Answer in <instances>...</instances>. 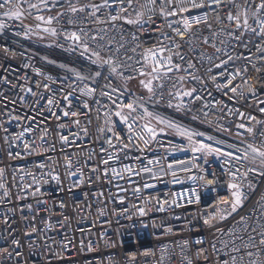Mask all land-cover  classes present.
<instances>
[{
	"label": "built area",
	"instance_id": "1",
	"mask_svg": "<svg viewBox=\"0 0 264 264\" xmlns=\"http://www.w3.org/2000/svg\"><path fill=\"white\" fill-rule=\"evenodd\" d=\"M12 2L20 4V19L3 16L7 8L0 10V264H232L233 256L236 264H264V177L248 172L264 167L251 153L244 158L249 144L264 148V34H257L260 28L252 16L260 0H248L255 32L238 29L236 21L227 18L230 12H243L244 0H236L239 9L222 0L219 8L183 13L206 16V22L193 23L183 39L167 27L168 21L181 17L160 18L158 6L155 24L141 28L118 21L113 28L95 21L110 19L115 11L102 9L97 17L88 15L90 8L69 11L70 5L79 8L102 0ZM142 2L133 0L128 8L125 0V15L134 19ZM81 29L88 34L89 51L83 55L82 45L65 38L71 32L81 34ZM161 33L174 37L180 48L167 40L161 45ZM133 34L139 39L133 40ZM160 46L168 48L164 56L179 51L172 56L179 70L152 73V62H145L143 54ZM93 51L102 58L95 64ZM109 58L115 73L102 63ZM149 80L151 92L141 84ZM88 88L95 89L91 96L85 94ZM193 89L190 97L176 96ZM129 103L134 111L118 107ZM178 103L184 105L179 111ZM117 112L128 117L127 122ZM153 116L203 133L193 139L232 157L193 152L186 137ZM241 123L245 128L237 127ZM145 124L156 130L155 138L144 131ZM249 127L252 134L246 131ZM245 172L247 178L241 175ZM249 181L256 188L243 207L220 221L218 209L231 199L228 184H243L248 192ZM196 196L199 202L189 204ZM242 215L245 220L237 224ZM211 216L216 220L209 228L203 221ZM201 248L203 255L198 256Z\"/></svg>",
	"mask_w": 264,
	"mask_h": 264
},
{
	"label": "snow or ice",
	"instance_id": "2",
	"mask_svg": "<svg viewBox=\"0 0 264 264\" xmlns=\"http://www.w3.org/2000/svg\"><path fill=\"white\" fill-rule=\"evenodd\" d=\"M44 0H41V3H43ZM139 2V0H138ZM228 2L230 4H233L235 7H237L238 9L241 8L242 6L240 4H236V0H228ZM125 3V0H102V3L100 4H95V3H91V4H86L83 5L81 7H76L75 5H70L69 7V11H71L72 13H83L85 12V10L87 8H90L91 11L88 13L89 16L91 17H97V13L100 12L102 9H109L110 11H115V15H112L110 17V19H105V20H101L98 17L96 18V23L98 24H103V23H108L111 24L113 28L116 27V22L118 21H123L124 24H128V25H136L139 27H143L146 23L149 24H155L156 21L153 19L154 16L157 15V6L159 7V17L163 18L165 20H168L169 17H177L180 16L181 19L179 20H172V21H168L167 23V27L172 29L174 36L175 37H180L181 39H183V37L185 36L186 33H189L192 29V25L193 23H200L202 20L206 22V16H202V17H191V16H183V13H189L192 9H201L204 8L205 6L211 7L212 5H215L216 8H219L221 6L222 0H143L142 3L139 4V7L141 10L139 11H135V18H130L131 14L125 15V13H128V8H131L133 6V0H127V5L128 8H125L123 5ZM244 5L246 7H244L243 12H237V14L234 16L231 12L228 15V19L229 20H235L236 21V27L239 29L241 27L245 28V29H249L253 32H255V29L252 28V26L249 24V14H248V7H253V6H249L248 5V0H244ZM29 7L31 8H36L37 5L36 4H30ZM7 8L6 11H3V16L9 18V19H20L22 16V12L20 10V4L19 2L17 3H13L12 0H0V10H3ZM254 11L252 12V16L255 17V23L259 26L260 28V33L259 34H264V17H260L259 13L264 12V0H260L259 4H255L254 5ZM147 16V21L144 19V17ZM37 20L43 21L44 17L42 16H37L36 17ZM52 22V18L50 17L46 23L51 24ZM69 23H72V21L70 20ZM173 24L176 25V27H173ZM4 27L3 23H0V29H2ZM39 27V25H38ZM157 31H159V29H156ZM44 31H49V29H44ZM123 31V30H122ZM81 34H78L77 32H71L69 33L65 38L69 39L71 41H73L75 44H79L82 45L83 47V53H81V55H83L84 53H87L89 51L88 48V44L85 42V40L88 37L87 32H85L83 29L80 30ZM52 35H56L55 30H52ZM161 35L163 36V40L160 41L161 45H163V41L167 40L170 41L171 43L175 44L176 48L179 49L180 48V44L175 40L174 37L167 35L166 33H161ZM231 35V34H230ZM83 37V39H82ZM93 39H95V37H93ZM133 40H138L139 37H137L135 34H133L132 36ZM205 43H207V40H205ZM123 46V45H121ZM133 51H135V49H133ZM219 51V49H218ZM168 52V48L167 46H160L158 49H154V48H149L145 50V53L143 54V60L145 62L147 61H151L152 62V73H159L161 69H166V71L171 72L173 70V68H175L176 70L180 69V65H173L172 64V56L173 55H179V51L175 52V53H169L167 56H164L163 53ZM92 56L96 57V60H93L92 63L95 64L97 63V60H101V56L99 52L93 51L91 53ZM232 57H229V60H231ZM103 64H107L111 67V72L115 73L116 72V68L112 67L113 61L111 58H109L108 60H103L102 61ZM222 63H226V62H222ZM189 67H192L191 64H189ZM216 67H221V65H216ZM141 75H147L148 73H145L143 71H141L140 73ZM239 71L235 74V75H239ZM97 76L101 75V73H97ZM80 79H83V77H79ZM195 78V77H193ZM184 78L180 77V80L182 81ZM232 79H235V76L232 77ZM232 79H230L228 81V84L230 85L232 82ZM141 84L144 85L146 88H148V90L151 92L152 88L150 87L151 85V80L148 81L147 84L144 83V81H141ZM219 87V86H218ZM227 87V85H226ZM84 91V90H82ZM95 91V89L92 88H88L86 93L87 95L91 96L93 94V92ZM113 91H116V89H113ZM195 91V89L190 90V91H184V92H177L176 96L177 97H183V96H192L193 92ZM231 91L233 93L236 92V88H231ZM105 96H108L109 93L105 92L102 93ZM65 99H67V97H65ZM196 99H200V97H196ZM49 105L52 104V101L49 100L48 101ZM261 103H264V101H261ZM169 107H172V104L169 103L168 105ZM85 107H87V105H85ZM118 107H127L130 111H134V107L133 104L129 103L127 105H123L120 106L118 105ZM184 107L183 103H178L176 105V109L179 111L180 109H182ZM260 111L264 112V108H261ZM66 116L68 115L67 112L64 113ZM73 116L77 115V113L73 112L72 113ZM117 116H120L121 120L124 122H127L128 117L124 116L121 114V112H117L116 113ZM145 115L148 116H152V113L147 112V110H145ZM244 113L240 112L239 116L240 117H244ZM154 119L157 120V122L159 124H164L166 125L168 128L174 129L176 131V133L182 137H186L189 141V144L192 146V151L193 152H199L202 153L203 155H211V154H216L217 156H225V157H232V153L231 152H222L221 149L219 148H212L210 145L207 144H203V143H199L197 141H195L193 139L194 136L196 135H203V133H194L193 131L189 130V129H185L177 124H175L172 121H168V120H164L163 118L159 117V116H153ZM193 119H196V117L194 116ZM250 120H255V117H249ZM77 123H79L77 121ZM238 128H245V125L243 123L238 124L237 125ZM144 131H146L151 137L155 138L157 133L156 130L154 128L151 127L150 124H145L143 126ZM132 131V125H129V132ZM246 131L249 134L253 133V129L251 127L247 128ZM262 135H264V133H261ZM61 139L64 142H67V138L66 137H61ZM140 139H144L143 136H140ZM208 139H211V137H208ZM145 143H148V141L145 139L144 140ZM217 143H221L220 141H217ZM25 147H28L27 145H25ZM228 147H232V145H228ZM237 151H239V149H237ZM249 153L252 154L251 158L253 160H255L257 157L260 158L261 160V166L264 167V148L261 147H256L253 144H249L247 146V151L244 153V158H248ZM235 159L240 160L241 157L237 156L235 157ZM105 163H107V161H105ZM149 163H151V161H149ZM183 163V162H181ZM69 166L70 163H69ZM172 166L169 165V168H171ZM183 171H190V169L188 167H184L182 169ZM2 169H0V174H2ZM128 171H132L131 169H128ZM144 171H149V169L145 168ZM239 171V170H237ZM248 172H257V174L259 176L264 177V171H259L257 169L254 168H249ZM173 176L175 177L176 173L173 172L172 173ZM243 177L247 178V172L242 173L241 174ZM54 179H58V177H53ZM200 179H203V177H200ZM209 184H212L213 181L209 180L208 181ZM146 187L148 185H145ZM4 187L2 184H0V188ZM244 185L240 184V183H236V182H230L228 184V189L231 190V199L230 200H224L223 204L226 205L225 208L223 209H218V215H219V220L223 221L228 219L229 216H231L233 213H238V210L241 209L244 205V202L246 199H248L249 193L254 191L256 188V185L253 184L251 181L248 182L247 184V188H248V192L244 191ZM5 195H7V192H5ZM190 196H194V193H190ZM199 197L196 196L195 197V201L193 199H189L188 203L191 204L193 202H199ZM261 200H264V194H262L261 196ZM173 203H175V201H173ZM257 205H260V200H258L256 202ZM230 208V211H229ZM160 211H163V207H161L159 209ZM140 215H145V210L144 209H140ZM253 211H255V208H253ZM216 220V216H211L209 219H205L203 221V223L208 226L209 228L213 227V221ZM245 220V216H240V219L238 221H236L237 224L243 222ZM33 231H35V229H33ZM166 231L171 232V229L168 228L166 229ZM217 231H222L221 229H217ZM253 231H255V229H253ZM261 239H260V244L264 245V231H262L260 233ZM253 237L249 236V243H252ZM14 244L18 245L19 241L14 240L13 241ZM195 243L197 244H202L203 240H196ZM185 245H187V241H185ZM255 246V245H253ZM213 249L215 250V244L212 245ZM236 252H239L240 249L239 248H234L233 249ZM5 251H7L5 249ZM204 250L201 248L198 250L197 255H203ZM9 255H11L9 253ZM17 255L19 256L20 253L17 252ZM249 256L252 255L251 252L248 253ZM207 259V258H205ZM232 260V264H236V257L233 256L231 257ZM189 264H192L191 260H189ZM223 264H228V261H224ZM250 264H256V261H251Z\"/></svg>",
	"mask_w": 264,
	"mask_h": 264
}]
</instances>
